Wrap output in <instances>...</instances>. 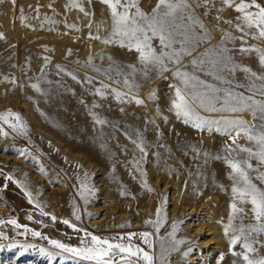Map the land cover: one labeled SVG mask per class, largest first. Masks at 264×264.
I'll return each instance as SVG.
<instances>
[{"label":"rangeland","instance_id":"374dc122","mask_svg":"<svg viewBox=\"0 0 264 264\" xmlns=\"http://www.w3.org/2000/svg\"><path fill=\"white\" fill-rule=\"evenodd\" d=\"M80 2L84 12L75 8L66 10L68 0H15V3L0 0V113L10 111L19 114L26 126V130H13L0 122V129L7 133L0 135V207L5 208L0 210V219L14 218L23 226L21 229L8 224L0 226V231L8 237L0 240V264H89L61 256L49 262L38 249L58 250L42 238L20 233L27 227L50 239L79 246L83 232L66 226L62 223L65 219L80 229L108 239L142 231L154 233V227L144 222L156 219L155 211L162 201L166 219L156 236L167 239L173 223L182 222L175 238L190 242L181 245L180 251L171 253V264H217L221 253L224 254L221 264H233L236 257L228 253V240L222 224L218 223L221 220L226 223L229 213L231 181L227 173L230 169L223 160L209 158L205 164L204 157H197L190 147L207 152L211 157L232 141L215 131L195 130L169 111L172 94L169 85L175 83L170 71L163 76L149 72L147 78L142 74L135 77L140 85L138 98L145 101L139 106L134 102L120 104L111 95L105 99L93 95L94 87H99L101 80L111 82L87 65L89 56L94 57L92 65L95 68L104 70H108L110 64L125 68L136 65L138 70L140 65L134 50L129 51L118 44L105 45L90 38V34L100 37L108 34L110 10L101 0ZM156 3L157 0H137L138 7L147 14L152 12ZM258 3L264 6V0H258ZM213 4L207 15L204 7L195 9L198 18L212 30L211 41L201 44L199 52L216 45L221 40V32L240 35L225 23H237L238 14L223 6L221 0H213ZM217 9L222 10L218 13ZM85 12L90 15H85ZM217 15L222 17L219 22ZM152 44L159 52L158 39ZM248 44L264 48V42L251 38ZM227 47L232 48V43ZM239 47L240 41L236 40L230 53L233 59L254 72H264L257 55L242 56ZM45 57L48 58L47 64ZM190 59L185 57L184 64L187 65ZM58 66L66 71L58 72ZM42 68L44 78L39 86L43 94L30 86L37 82ZM66 73L75 74L78 80H73ZM86 76L94 78L92 84L84 82ZM234 79L247 83L243 71L238 70ZM112 87L118 86L112 84ZM152 90L156 93L154 100L147 95ZM237 90L245 91L243 88ZM93 103L100 106L92 109ZM157 108L162 114L160 117L155 115ZM89 109L110 123L94 124ZM201 115L219 118L221 114L201 111ZM223 115L243 119L249 125L253 123L248 111ZM163 117H167V122ZM146 120H155V123L146 124ZM137 133L147 151L143 160L142 153L133 143ZM237 143L248 146L249 142L241 135L237 137ZM250 162L253 168L259 167L264 171V165H258L255 159ZM138 167L146 173L143 179L151 192L142 187ZM9 174L27 186V191L43 206L48 216L41 215L40 209L28 202L24 192L5 179ZM85 174L94 195L82 199L78 191ZM251 175L252 182L264 189V182L256 178L257 172L253 171ZM121 191L126 194L121 195ZM145 202L149 203L150 215L136 212L137 206ZM243 207L250 209L251 205ZM73 211L78 213L79 220L72 215ZM129 213L141 216V227L134 228L130 218L118 217ZM28 216H32V220H28ZM51 216L56 217L55 222ZM98 219L99 225L90 223ZM107 222L113 224L112 229ZM250 222L249 213L244 224ZM197 225L199 229H195ZM257 239L264 240V235ZM133 242L146 247L137 237ZM9 244H32L35 247L19 256L21 249L9 250ZM189 247L193 251L185 260L180 252ZM241 250L239 244L234 248V251ZM153 251L159 255V243L154 245ZM259 254L264 256V248H259Z\"/></svg>","mask_w":264,"mask_h":264},{"label":"snow or ice","instance_id":"6c2138e0","mask_svg":"<svg viewBox=\"0 0 264 264\" xmlns=\"http://www.w3.org/2000/svg\"><path fill=\"white\" fill-rule=\"evenodd\" d=\"M15 3V0H12ZM90 3L91 0H88ZM109 8L110 29L106 36H91V39L100 40L103 44H118L129 51H135L140 65L138 70L136 65H130L125 68L121 65L110 64L108 70L95 68L92 65L94 57L89 56L87 65L92 67L97 73H102L111 83L99 82V87H94L93 95L100 99H105L111 95L118 103H135L142 105L144 100L138 98L137 90L139 83L135 79L138 74L147 78L149 72H155L157 76H163L165 72H171L175 83L170 84L172 90L170 96L169 111L173 112L178 120L185 125H190L198 131H215L216 133L227 136L232 144H225L215 156L209 157L207 152L192 147V151L197 157L203 156L204 163L208 159L223 160L225 166L230 169L227 178L231 181V202L229 204V213L227 222L218 221L222 224L224 236L228 240V253L236 259L233 264H264V256L259 254V248H264V240L257 239L264 235V189L257 187L252 182L253 171L257 172V179L264 182V171L259 167L253 168L250 161L255 159L258 165H264V72L257 73L247 66L237 63L230 53L235 48V41H240L239 53L251 55L255 53L258 57L259 65L264 68V48L256 45H249L248 39H254L264 42V6L258 3V0H221L223 6L232 8L238 15L237 23L234 25L231 21H225L236 31L239 36H233L228 32H221V40L216 44L207 47L203 52L198 49L201 44L211 41L212 30L198 18L195 9L204 7L205 15L208 9L214 7L213 0H157L156 6L150 14L144 13L137 4V0H101ZM75 8L84 12L80 0H68L66 10ZM133 9H135L133 11ZM222 9H217L219 13ZM85 15H90L85 12ZM45 19H48L47 17ZM222 19L220 15L216 16L219 22ZM74 28L73 25H66ZM214 30V29H213ZM2 38V37H0ZM158 39L159 52L153 47V40ZM232 43L233 47L227 45ZM70 54V52H69ZM185 57H191L189 63L184 64ZM47 64L48 58L45 57ZM111 61V57H109ZM45 64V66H46ZM190 69V70H189ZM243 71L246 74L247 83L237 82L234 77L237 71ZM66 71L59 69L58 72ZM73 80L78 77L73 73H66ZM44 78L43 68L41 76L37 78L36 83L30 86L37 91L40 89V81ZM167 78V77H164ZM210 78V79H207ZM7 79V78H5ZM93 77H85L84 82L92 84ZM12 83L16 81L13 79ZM116 84L118 87H112ZM226 86V87H225ZM23 87V85H21ZM243 88L244 92L237 89ZM248 93L247 95L245 94ZM148 98L155 99V90L148 94ZM83 103V101H81ZM100 105L93 103L92 109ZM123 111V108H121ZM201 111L206 113H220L219 118L201 115ZM248 111L251 113L253 123L251 125L243 119L225 116V113H242ZM89 114L93 123L105 125L110 123L104 120L91 109ZM155 115L160 117L162 114L157 108ZM15 121L11 123L10 119ZM167 122V117H163ZM0 122L8 124L13 130H26V126L20 120L19 114L10 111L0 113ZM146 124H154L155 120H146ZM233 132L235 135H233ZM0 135H7L3 129H0ZM127 135V134H126ZM243 136L249 143L248 146H242L237 143V137ZM133 141L136 148L142 153L141 160L147 156V151L143 145L142 137L136 134ZM129 139H132L129 137ZM21 155L24 153L21 152ZM140 162L138 161L137 164ZM142 178V187L148 192L152 189L147 186L143 179L146 173L142 168L137 169ZM43 174V169L40 170ZM12 181L21 191L24 192L28 202L34 207L40 209V214L48 216L43 211V206L36 202V198L27 191V186L21 181L15 180L11 174L5 177ZM223 190V186H220ZM126 193L122 192L121 195ZM78 195L82 199L94 195V191L87 185V174L85 180L81 182ZM250 204L247 209L244 205ZM250 213L252 222L244 224V219ZM73 216L80 219L78 213L73 211ZM156 219L145 221V225H152L154 233L142 231L139 233H127L121 235L118 239L98 237L84 229L78 228L70 220H63L66 226L76 232H83L80 236L79 246H71L47 236H42L38 231H33L24 227L25 233H30L33 238H42L48 245L58 251H49L44 247L38 249L39 254L51 262L57 256L63 258H73L79 261H87L89 264H171L169 259L171 253L180 251V246L190 243L185 240L176 239V232L179 223L174 222L172 231L168 233V238L156 236L159 232L164 216L163 201L156 208ZM32 220V216L27 217ZM53 222L55 216H51ZM11 225L14 229H21L16 219H0V226ZM156 236L155 239L153 237ZM137 237L146 247H141L133 242ZM8 237L0 231V240H7ZM159 243L160 253L157 255L154 251V245ZM239 244L241 251H234ZM259 245V248L256 247ZM9 250L19 248V256H23L28 249L34 248L32 244H9ZM147 249V250H146ZM193 251L191 247L180 252L181 258L187 259ZM224 254H219L217 264H221Z\"/></svg>","mask_w":264,"mask_h":264},{"label":"bare ground","instance_id":"6f19581e","mask_svg":"<svg viewBox=\"0 0 264 264\" xmlns=\"http://www.w3.org/2000/svg\"><path fill=\"white\" fill-rule=\"evenodd\" d=\"M124 190V189H123ZM123 191H121V193H122ZM124 204V203H123ZM140 204V203H139ZM138 205V204H137ZM124 206V205H123ZM128 206V205H127ZM184 207V206H183ZM180 208V207H179ZM182 208V207H181ZM1 209H5L4 207L2 208V207H0V210ZM137 211L136 212H138L139 214L140 213H142V214H147V215H150L151 214V209H150V207H149V203L148 202H145V203H142V204H140L139 206H137ZM2 212V211H1ZM171 212H172V209H171ZM171 212H170V214H169V218L171 217ZM182 213V212H181ZM130 214V213H129ZM139 214H134L133 215V213L132 214H130V215H127V214H124L123 216H120L121 214H119L118 215V217L120 218H122V219H129L130 218V220H132V224H133V227L134 228H139V227H141V216L139 215ZM131 217H132V219H131ZM109 219V218H108ZM92 221V220H91ZM108 221V220H107ZM99 222H100V220L98 219V220H95V221H93V222H90V223H93V224H96V225H99ZM89 223V224H90ZM107 225H108V227L110 228V229H112L113 228V224L111 223V222H107ZM197 227L198 228H195V229H199L200 227L197 225ZM202 229V228H201Z\"/></svg>","mask_w":264,"mask_h":264}]
</instances>
